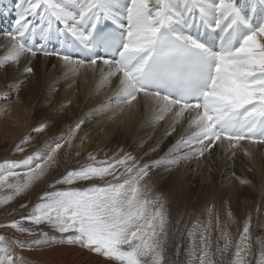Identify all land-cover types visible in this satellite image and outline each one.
Segmentation results:
<instances>
[{
	"label": "snow or ice",
	"instance_id": "obj_1",
	"mask_svg": "<svg viewBox=\"0 0 264 264\" xmlns=\"http://www.w3.org/2000/svg\"><path fill=\"white\" fill-rule=\"evenodd\" d=\"M9 2L17 15L0 42V68L17 75L6 91L18 97L42 57L59 62L65 81L91 74L96 94L110 89L112 95L77 117L60 140L26 156L17 145L22 158L0 164V189L9 193L0 204L57 168L65 145V155L76 140L83 147L87 126L114 112V105L120 112L142 110L149 124L163 131L143 156L123 148L103 157V149L89 152L53 177L50 190L26 216L0 228L28 235L50 228L61 234V243L91 252L104 264H165L169 219L164 200L153 192L155 170L206 154L222 152L227 163L241 153L251 157L255 149L264 150V0ZM6 11L0 8V15ZM52 42L56 47H48ZM58 91L57 84L50 85V95ZM51 122L43 119L32 134ZM32 134L21 143L30 142ZM232 175L240 185L251 183ZM227 215L235 222L231 211ZM213 227L223 248L213 250ZM250 227L251 216L229 264H251ZM225 228L218 217L215 226L212 219L202 228L194 225L184 250L187 264H214V255L227 252L231 240ZM15 244L0 233V264H31L16 255ZM256 264H264V246Z\"/></svg>",
	"mask_w": 264,
	"mask_h": 264
},
{
	"label": "rangeland",
	"instance_id": "obj_2",
	"mask_svg": "<svg viewBox=\"0 0 264 264\" xmlns=\"http://www.w3.org/2000/svg\"><path fill=\"white\" fill-rule=\"evenodd\" d=\"M1 22L2 21L0 19V23ZM15 76H16L15 74L11 75L10 79H7L4 82L5 86L8 85L9 82L12 81ZM6 78L8 77L6 76ZM60 82L61 81L58 80L55 81L53 84L58 85ZM3 87L4 85L2 86V88ZM25 91H26V87L24 86L19 93ZM10 93L13 94L11 91ZM52 98H53L52 95H46L44 93L43 96L39 99L41 100V102L39 103V107H40L39 109H44L43 112L49 110L50 116H56V117H59L61 115H66L68 117L72 116V112L68 110L69 106L67 105V103L57 104L56 102L52 101L53 100ZM2 101L5 102L7 101V99L5 97H0V102L4 103ZM9 106L12 107V105ZM86 112L87 111H85V113ZM77 115H78L77 117L81 116L78 113ZM2 116L3 115H1V117ZM108 116H110L108 112L97 116L96 119L87 126V131L94 130L98 128L100 125L104 124L107 121ZM77 117L74 118L77 119ZM33 120H34L32 124L33 127L30 129L29 133L22 134L21 129H17V131L16 130L11 131L13 136H9L10 138H5L4 140L0 139V164H3L5 161L19 160L22 158L21 154L15 151L17 145L25 149L23 155L26 156L36 152L41 142L47 139V137L49 138L50 135L54 134L52 133L53 131H51L52 129L50 128V124L48 125L47 129L44 132L32 134L33 128L41 123L42 118L34 117ZM18 125L19 124L17 123V125H13V127L21 126ZM7 134L10 135V133ZM30 134H32L31 141L28 143H21L22 139L28 137ZM161 135L162 134L157 136L154 139V141H150L153 138V135H148V139L150 142H152V144H154L161 137ZM79 144H80V140H76L74 142L75 146L67 153V155H65V149L67 148V145H65L64 148H62V150L60 151L61 163L57 168L51 170L45 178L35 183L26 193L21 194L15 199L9 201L7 204H0V223H8L17 220L22 216H26L29 213L30 209L33 207V205L37 202L38 196L43 194L45 190H50L54 176H57L60 172H63L65 168H70L73 165H75L77 160H83L89 152H100V150H95L93 146H89L85 151L82 152L80 151L81 147H78ZM166 146H167V141H165V147ZM77 152H79L80 154L77 155ZM100 156L103 157V154H101ZM249 165L250 163L244 160L240 155H238V157L234 161H229L226 163L223 153L220 152L219 155H215L211 157L209 161L205 162L202 165V170H201L202 174L199 175V180L201 181L202 184H205L208 189L217 192L218 189L224 188L227 185L222 182V180H224V177L221 175H217L220 169L223 170L226 169L227 173H235V174L241 173L242 175H245V173H243L242 170L247 168ZM216 175L218 180H215ZM230 176L231 175H229L228 179L227 178L225 179L227 180L225 181L226 183L227 182L232 183L230 181L234 178ZM249 181H251L250 186L249 184H247L244 185V187L243 186L238 187V192L241 193L243 191L241 190V188L244 189L245 191L242 192L243 194L238 195L237 199L239 202H237V205H239L240 203H245L247 205L249 201L252 202V203L249 202V204L251 205L248 204V206H244L243 210H241L239 207L236 206V201L233 198H229L230 199L229 201L231 203L228 201L227 204L228 203L230 204L227 206L223 204L226 201L225 199L222 201L221 205L218 204L221 197V196L219 197V195H215L218 198L216 202H214V199H212V201L209 200L208 202H204V200L206 199L203 196V194L207 193L205 189H200L197 191L199 193L197 194V201L193 204H190L187 199V197L194 195L193 190L190 191L189 194L184 190H179L175 195L172 196H167L161 190V192H159L157 195H159L164 200L168 212V219H169L165 264H187V257L184 253V250L189 243L187 238L188 231L192 229L194 225L202 228L203 226L207 225L209 219H212L213 225L215 226L217 217L219 218V223L221 228H225L226 226L225 230L229 234V238L231 240V246L228 248L227 252L217 253L216 255L213 256L214 264H229V261L233 259V255L235 252V244L239 240L240 233L242 232L243 223L249 216H251V227H250L251 235H250V240L248 242L251 244L252 247V252L249 259L251 260V264H256V260L259 255V252L262 246H264V205H262V203L264 204V202H262L264 200L263 197L264 189H263V193L261 191L263 197L262 199L261 197H258L259 194H257L258 191L260 193V190L258 189L259 183H256L253 179H250ZM233 186L235 187V185ZM248 188H250L249 191ZM255 190L257 191V193L255 192ZM8 194H9L8 191L4 189H0V199H3ZM245 201H247V203ZM254 202L257 203L254 204ZM22 204H27V207L21 208L20 206ZM252 204L254 207H251ZM234 208L236 210L233 211L232 209ZM210 210L212 213L211 217L209 216ZM229 211H231L235 222H233V220H230L228 218L227 214ZM22 223L26 225V222H22ZM41 228L42 231H38L31 235L17 233L15 230L11 228H0V233L6 234L9 243H11L12 240L14 239L18 242L27 244L17 247L14 245V248L17 256L24 257L30 260L31 264H93L90 259H85L84 258L85 256H83V259L76 257V255L73 254L74 253L73 247L75 246H69L65 243H61L59 239L61 236L60 233L55 232L54 230L44 226H41ZM211 231H212V240H213V250H215L217 246L223 248L224 240L220 239V233L215 230V227H213ZM33 242L40 243L45 246L47 245L50 248L61 247V249H57L54 252L53 251L43 252L46 249H50V248L45 247L44 248L45 250H43L40 246L30 245ZM177 245H179L180 247L179 255L177 254ZM49 253L50 255H48ZM76 254L80 256V254L78 253Z\"/></svg>",
	"mask_w": 264,
	"mask_h": 264
},
{
	"label": "bare ground",
	"instance_id": "obj_3",
	"mask_svg": "<svg viewBox=\"0 0 264 264\" xmlns=\"http://www.w3.org/2000/svg\"><path fill=\"white\" fill-rule=\"evenodd\" d=\"M0 8L7 9L5 14L0 15V19L2 21L1 24L4 23L3 17H7L10 19L14 15H17L16 10L11 7L9 0H3V4L0 5ZM5 32L8 31H6L3 24L0 27V42L5 41V37L3 36V33ZM3 52V47H0V56L3 55ZM34 68L35 75L26 83V91L19 93L18 97L14 94H11L10 91H6L4 83L7 79H10L11 75L17 74L10 71L5 74L4 70L0 68V97H6L7 99V101L5 102L2 101L4 103L0 102L1 140L10 138L9 136H13L11 131H17V129H21L22 134L29 133L30 129L33 127L32 124L34 122V117H40L42 118V120L45 118H49L52 120V122L49 124L50 128L52 129L51 131H53L52 133L54 134L50 135L49 138L47 137V139L43 140L38 147L39 149L41 148V146L45 145L46 142L50 143L54 140H60L65 130L76 121L74 117L78 116L77 113L81 115L82 113H85V111H89L98 102L105 101L109 96L112 95L110 89H105L97 95V83L94 79H92L91 74H88L87 77L82 74L76 79L75 82L65 81L62 76V70L59 66V62L55 58H51L47 62H45L44 58L41 57L34 62ZM6 76L8 78H6ZM58 80L61 81L57 85L59 91L52 95V101L56 102L57 104L67 103V105L69 106L68 110L72 112L71 117H68L66 115H61L59 117L50 116L49 110L43 112L44 109H39V103L41 102V100L39 99L43 96L44 93L46 95H50V85ZM3 85L4 87L2 88ZM9 105H12V107H10ZM113 108L115 109V111L108 112L110 116H108V119L104 124L100 125L94 130H89L86 132L89 138L84 141L83 147L80 148V151L83 152L89 146H93L95 150L103 149L104 151L101 152V154L107 152L109 155H111L112 152L117 151L119 148H123L125 151L132 152L133 155L143 156L144 152L147 151L151 145H153L150 141H154L157 136L162 134L163 129L161 127L151 126L148 122L147 116L142 110L132 109L120 112L118 109H116L115 105L113 106ZM1 115L3 116L1 117ZM17 123L21 126L13 127V125H17ZM7 133H10V135H8ZM148 135H153V138L150 141L148 139ZM219 154L220 152H217L215 155ZM240 156L244 160L249 162L250 165L242 170L245 175H242L241 173L235 175L242 178H247L248 180L253 179L256 183H259L258 189L260 190V193L259 191L257 193L256 190L255 192L259 195L261 194L260 196L258 195V197H261L263 199L264 196L262 197V193L264 189V150L257 148L255 149L251 157L244 156L243 153H241ZM211 157L213 156H209L206 154V156L204 158H201L200 160H189L178 166L172 167L170 170H155V174L153 175L152 179V188L154 194L157 195L162 190L167 196H172L175 195L179 190H184L188 192V194L193 190L194 195L187 197L189 203L193 204L197 201V194H199L197 191L200 189H205L207 193L203 194L206 199L204 200V202H208L209 200L212 201V199H214V202H216L218 198L215 195H219V197H221L218 204L221 205L222 201L225 199L226 201L223 204L227 206L231 203L229 201V198H233L236 201V206L243 210V207L248 206L249 202L251 201H249L247 205L245 203H240L243 204H239L240 206L237 205V202H239L237 199L238 195L243 194L242 192H244L245 190L241 188V190L243 191L241 193L238 192V187H244V185H240L232 175V173H227L226 169L219 170L217 175L223 176L224 180H222V182L227 185L224 188L218 189L217 192L208 189L207 186L205 184H202L199 180V175L202 174V165L205 162L209 161ZM217 175L215 180H218ZM229 175H231L230 177L234 178L230 181L232 183L225 182L227 181L225 179H228ZM233 185H235V187ZM249 189L250 188H248V191ZM228 201L230 203L227 204ZM245 202L247 203V201ZM262 202H264V200ZM255 203L257 202H254V204ZM262 205L264 204L262 203ZM251 207H254L253 204ZM232 210L234 211L236 209L234 208ZM24 244L25 243L16 241L15 246H22ZM30 245L40 246L43 250H45V247H49L47 245L45 246L35 242L31 243ZM57 249H61V247L46 249L43 252H54ZM73 249V254L78 258L83 259V256H85L84 258L90 259L93 264H102L104 262L98 256L93 255V253L91 254L88 251L82 250V248L79 249L73 247ZM50 253L48 255H50ZM76 253L80 254V256Z\"/></svg>",
	"mask_w": 264,
	"mask_h": 264
}]
</instances>
